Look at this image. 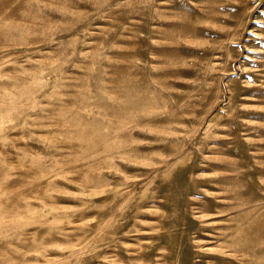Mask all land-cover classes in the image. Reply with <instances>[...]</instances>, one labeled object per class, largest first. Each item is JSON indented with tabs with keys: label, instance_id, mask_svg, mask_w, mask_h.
<instances>
[{
	"label": "rangeland",
	"instance_id": "obj_1",
	"mask_svg": "<svg viewBox=\"0 0 264 264\" xmlns=\"http://www.w3.org/2000/svg\"><path fill=\"white\" fill-rule=\"evenodd\" d=\"M203 4L0 0V264H264V0Z\"/></svg>",
	"mask_w": 264,
	"mask_h": 264
},
{
	"label": "bare ground",
	"instance_id": "obj_2",
	"mask_svg": "<svg viewBox=\"0 0 264 264\" xmlns=\"http://www.w3.org/2000/svg\"><path fill=\"white\" fill-rule=\"evenodd\" d=\"M190 1H193V2H195V3H197L199 0H190ZM201 2H204V3H206V4H203V5H198V7L200 8V10H204L205 12H207L209 15H213V14H215V13H218V12H220V11H224L223 9H222V6L220 5V4H222V3H224L226 0H200ZM168 25H170V24H168ZM179 26V25H178ZM177 25L176 26H173L172 28L174 29V31H173V34L171 35V37H172V40L174 41L175 40V38H176V36L178 35V33H176L177 31H176V29H177V27H178ZM29 31H26V32H24V33H21L20 35L21 36H25L26 34H28L29 32H32V30L31 29H28ZM162 32L163 33H165V28L164 29H162ZM179 35H181V34H179ZM183 36V35H182ZM168 38H170V37H168ZM173 41H167L165 38H161V39H157V41H156V45L154 46V47H152V50L154 51V52H157L159 55H160V57H161V59H159L158 61H156L157 62V64L159 65V66H161V65H164L165 64V57L172 51V50H174V49H176V48H174V46H173V44H174V42ZM152 50H150V51H152ZM258 72V71H257ZM260 72V71H259ZM262 72L264 73V70H262ZM261 72V73H262ZM262 83H264V82H262ZM24 174V173H23ZM24 175H26V174H24ZM20 176H21V174H20ZM23 177V176H22ZM36 188H38V187H34V186H31L30 187V189L28 190V192H27V195H23L22 196V198L21 199H17V201H15V199H13L12 201H10V206H13V204H15V202H18L17 203V206L19 207V208H21L20 209V211L22 210V207L25 205H27V202H26V197L28 196V197H30V196H33V195H35V193L37 192V190H36ZM22 206V207H21ZM9 210V209H8ZM8 210H6V212L5 213H11V211H8ZM45 237V236H44ZM44 241H48L49 242V238H48V236H46L44 239H43Z\"/></svg>",
	"mask_w": 264,
	"mask_h": 264
}]
</instances>
